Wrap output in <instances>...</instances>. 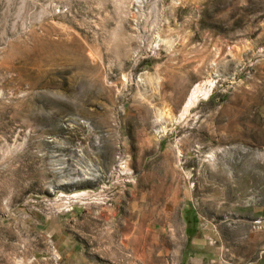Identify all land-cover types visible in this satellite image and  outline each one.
I'll return each mask as SVG.
<instances>
[{
    "label": "rangeland",
    "instance_id": "rangeland-1",
    "mask_svg": "<svg viewBox=\"0 0 264 264\" xmlns=\"http://www.w3.org/2000/svg\"><path fill=\"white\" fill-rule=\"evenodd\" d=\"M263 248L264 0H0V264Z\"/></svg>",
    "mask_w": 264,
    "mask_h": 264
},
{
    "label": "bare ground",
    "instance_id": "bare-ground-1",
    "mask_svg": "<svg viewBox=\"0 0 264 264\" xmlns=\"http://www.w3.org/2000/svg\"><path fill=\"white\" fill-rule=\"evenodd\" d=\"M200 93V92H199ZM198 91H194L192 93L191 98H189L187 104H186V108H190L193 107L195 105V103H197L200 100V96H199ZM223 140L220 139L218 144L221 145L223 142ZM221 165H216L214 166L215 168H210V170L208 171L209 166L204 165V173L206 174L205 177L206 179H211L214 181H221L222 179H224V168L220 167ZM203 175V173H202Z\"/></svg>",
    "mask_w": 264,
    "mask_h": 264
},
{
    "label": "crops",
    "instance_id": "crops-1",
    "mask_svg": "<svg viewBox=\"0 0 264 264\" xmlns=\"http://www.w3.org/2000/svg\"><path fill=\"white\" fill-rule=\"evenodd\" d=\"M256 264H264V248L263 251H260V253L258 254L256 260H255Z\"/></svg>",
    "mask_w": 264,
    "mask_h": 264
}]
</instances>
